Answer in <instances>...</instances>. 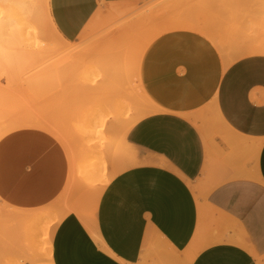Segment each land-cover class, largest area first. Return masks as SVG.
<instances>
[{"label": "crops", "instance_id": "obj_1", "mask_svg": "<svg viewBox=\"0 0 264 264\" xmlns=\"http://www.w3.org/2000/svg\"><path fill=\"white\" fill-rule=\"evenodd\" d=\"M146 1L49 0V12L72 44L88 25L104 23L109 7L137 13ZM5 58L0 87L19 75ZM139 79L153 110L122 141L132 165L99 184L83 208H70L47 261L21 264H264V54L226 66L203 34L170 30L146 47ZM212 106L224 124L211 139L214 126L204 132L195 119ZM69 178L66 151L49 133L22 127L0 139V203L11 226L61 201ZM29 233L25 224L0 254ZM190 247L197 252L186 263Z\"/></svg>", "mask_w": 264, "mask_h": 264}, {"label": "rangeland", "instance_id": "obj_2", "mask_svg": "<svg viewBox=\"0 0 264 264\" xmlns=\"http://www.w3.org/2000/svg\"><path fill=\"white\" fill-rule=\"evenodd\" d=\"M150 6H155V9L153 8L151 12H145V20L141 19L142 15L137 17L136 13L129 12L95 25L90 30L88 41L77 48V51H71L69 48L61 46L55 39L46 36L44 32L34 35L13 30L19 25L18 22H14L11 27L8 26V32H0V54H4L5 59H9V63H12V67L16 69L15 72L19 73L13 83L0 87V126L5 122L20 121V119L24 120L27 117L39 118L58 126L72 140L73 147L78 149L80 146L79 149H81L82 143L86 140V137L82 139V136L77 134L81 138L78 139L76 136V133L80 134L79 131H76V128L80 127L84 122L81 116L92 115L99 108H101L99 109L100 113H106V107H99L102 102L96 99V95H93L94 92L90 88L95 77L97 62L94 65L88 58L79 61L77 57L87 50L88 46L93 44L97 38H101L109 31H114L111 33L115 36V30L120 26L123 29L122 31L126 32L128 30L124 37L121 36L124 39L120 41L122 38H119V40L117 37L116 40L114 39V44H107L108 49L115 55L117 54L119 63L122 64L121 68L128 69L123 80L131 97L130 99L127 98V103L130 101L129 105L141 107L142 109H149L150 106L147 102L142 101L138 90L137 75L131 69L132 40H136L144 30L142 27H147L149 23L153 26H159L168 19L189 17L198 22L200 31L205 28L209 31H215L226 43H232L231 45H239L242 42L264 43V0H148L139 9L144 10ZM4 12L5 10L0 6V19L3 18ZM146 21L150 22L146 23ZM129 25H132L130 26L131 29L128 27ZM110 32L108 34H111ZM104 41L103 43L100 42V51L102 49L101 43L104 45ZM212 43L219 50L223 59H225L224 52L214 41ZM78 51L79 54L74 57ZM68 54L71 55L70 58L67 57ZM100 55L103 59L106 58L103 54ZM100 55L97 59H100ZM110 58L113 59L115 57L111 56ZM63 59L65 62H62ZM60 67L63 70H60ZM58 69L60 71H57ZM200 119L206 121L205 117ZM110 121L112 123L113 119ZM214 124L219 129L223 128L217 123ZM215 125L214 130L208 129L207 135L211 139L215 137L218 130ZM124 126L125 121L124 123L119 122L118 124L110 125L107 129V136L111 138L113 148L119 151V154L127 153V147L123 145L121 138V129ZM96 148L97 145H93V149ZM88 152H85L86 156L89 154ZM85 155L81 156L79 154L77 157V163H75V170L73 171L74 185L68 187V191H66L62 200L39 210L44 213V216H40L41 218L38 221H33L31 224L30 222L25 223L29 229L33 228L36 230L34 231L35 233L32 232L29 235L35 234L39 239H42L41 243L49 241V237H51L57 225V223L55 224L57 217L68 213L71 207L83 208V205H85L84 198L87 195H92L94 198L97 197L100 183L95 182L94 184L96 185L94 186L96 187L88 186L82 180L81 170L85 168L86 163L98 160L91 157L90 161L87 160L88 162L85 163ZM111 161V158H109L108 163H103L100 160L98 169L102 171L103 165H105L107 167L106 171L113 177L117 174L115 169L119 168L120 163H111ZM7 209L5 205L0 203V249H4L6 245L9 247L10 242L13 244L20 236L21 231H24L25 226L23 224L18 229L16 227L17 224L11 226L10 224L15 223H12L9 217L2 216ZM18 231L20 232L18 233ZM22 261L23 258L17 257L12 259L9 264H21ZM3 262V260H0V264H3Z\"/></svg>", "mask_w": 264, "mask_h": 264}, {"label": "bare ground", "instance_id": "obj_3", "mask_svg": "<svg viewBox=\"0 0 264 264\" xmlns=\"http://www.w3.org/2000/svg\"><path fill=\"white\" fill-rule=\"evenodd\" d=\"M0 6L5 10L3 18L0 19V32L3 31L8 32L9 29L7 27L8 26L11 27V25L14 24V22H18L19 25L16 26V28L13 30L24 32L25 34H34V35H38L39 33L42 34L44 32L46 36H50L51 38L55 39L57 43L61 44V46L67 47V49L69 48V50L71 51L79 48L82 44H84V42H87L90 37V33H91L90 30H92V27L90 28L89 27L90 25H88L85 29H83L78 40L75 41L74 43L70 44L65 40H63L50 18L49 0H0ZM135 8L136 7L128 6V5L125 7L111 6L107 10V14L109 15L108 19H114L118 16H122L129 12H132ZM153 8L155 9V6L154 7L150 6L144 10L140 9L136 13L137 17L138 15H142L141 19L145 20L144 19L146 18L145 12L148 11L151 12L153 11ZM100 14H101V10L98 11L95 17H99ZM141 22L145 23L143 21ZM148 22L146 21V23ZM139 24L141 25V23ZM149 25L150 23L148 24V26ZM130 26L132 25L128 26L131 29ZM148 26L142 27L144 30L143 31L141 30L142 34L139 35V37L136 38V40L133 41L131 39L133 43L131 69L137 75L139 95L142 101L147 102L149 104L150 106L149 109H142L141 107L129 105L130 101L129 103H127L126 101L127 98L129 99L131 98L123 82L125 74H127L126 71H128V69L125 70L121 68L122 64L119 63L117 54L115 55L114 53L109 51L107 45L108 43L114 44L115 42L114 39L116 40L117 37H118L117 39L122 38L121 40L119 39L120 41L124 39L123 37L125 36V33H127L128 30L124 32L122 31L123 29H121L120 26L117 30H115L116 31L115 36L112 35L111 33L114 31L112 30L111 32L109 31L111 34H108L109 33L108 32L101 38H97L93 42V44L88 46L89 48L87 50H85L82 54H80L77 57V60L79 61L88 58V60L93 64L97 62L95 66L96 67L95 77L92 80L93 83L90 85V88L94 92L93 95L94 96L96 95V99H98L99 102L100 101L102 102L99 107L101 106L103 108L106 107V113L105 112L100 113L99 109L101 108H99L96 109V111L92 115L81 116V119H83L84 122L82 123V125H80V127H77L78 130L76 128V131L80 132V134L76 133V136L78 134L82 136V139L86 137V140L83 143L81 142L82 143L81 149H79L80 146L79 147L75 146L78 147V149L74 148L71 142L72 140H70L65 135L66 132L64 133V131L61 130L58 126H56L52 122L44 121L39 118L34 119L27 117V119L23 118L24 120L20 119V121L18 120L14 122H5L3 125L0 126V139L4 135L8 134L9 132L19 127H33L43 130L49 133L51 136H53L57 141H59L66 151L70 163V178L67 188L72 187L74 185L73 171L75 170V163H77L76 162L77 157L79 156V154H81V156L83 154L85 155L86 154L85 152L88 151L89 154H87V156L86 155L84 156L86 157V159L84 158L85 159L84 162L86 163L90 161L91 157H94L98 161L86 163L85 168L81 170L82 180L84 181V183L88 184V186L96 185L94 184L95 182L105 185L106 183L109 182L112 176H110L108 174V171H106L107 167L105 165H103L102 171L98 169L100 160H102L103 163H108L109 158H111L112 160L111 163H118V164L120 163L119 168L115 169L117 173L118 171L120 172L122 170L128 169L132 165V163H130V159L127 153L119 154V151H116V149L113 148V141L111 140V138L107 136L108 127L116 123L118 124L119 122L124 123L125 121V126L121 129L122 131L121 138L122 141L124 142L125 134L129 130V128L139 118H141L142 116L148 114L153 110L152 103L148 98V96L146 95V93L144 92L139 79V67H140L141 57L146 47L150 44V42L153 39H155L157 36L161 35L162 33L170 30L186 29V30L198 31L199 33L203 34L205 37L210 39V41L212 39V41H214L218 45V47L224 52V56H225L224 63L226 66L246 55L256 54V53L264 54V43L242 42V44L239 43V45L236 44L231 45L232 43L231 44L226 43V41L222 39V37H220L219 34L215 31L214 32L211 30L209 31L206 28L200 31V28L198 27V22L195 19H191L189 17H185V18L182 17L180 19L178 18L173 20L168 19L159 26H153V25H150L149 27ZM103 40H105L104 45L102 44ZM100 42H102L101 51L99 49ZM79 51L75 53L74 57L79 54ZM100 54H103L106 58L103 59V57ZM99 55L101 57L100 59H97ZM111 56L115 58L112 59L110 58ZM67 57L70 58L71 55L68 54ZM64 59L62 62H65ZM61 69L62 68L60 67V70ZM60 70L58 69L57 71ZM209 111L210 114H208V117L206 116V121H202V120L200 121V119H195V122L198 124L199 128L204 132L207 130L208 125L212 127V125L213 126L215 125L214 123H217L219 125L224 124L222 118L220 117L214 106L210 107ZM111 119H113L114 123L113 122L111 123V121L109 122V120ZM78 139L81 138L78 137ZM93 145H97V148L93 149ZM116 156L119 158H117ZM40 216H44V214L43 215L37 214L32 216L31 223L33 221H38V219L41 218ZM63 216L61 214V217H57V220H55V224L58 223L63 218ZM29 231L32 233L36 230L30 228ZM41 240L42 239H39L38 236H36L35 234L31 235L29 239L25 238V241L23 243L21 244L19 243L20 246H18L16 249L15 246L14 248L12 246V249L10 248L9 251H5L3 255L0 254L1 256L0 260H3L7 264H9V262H11L12 259L20 257L23 259L24 258L29 259L31 260L32 263H43L48 259L50 241H46L45 242L46 245H44L45 243H41L42 242ZM196 252H197L196 247H190L188 249L187 253L184 256L186 263H190L193 260ZM4 262L3 264H6Z\"/></svg>", "mask_w": 264, "mask_h": 264}]
</instances>
